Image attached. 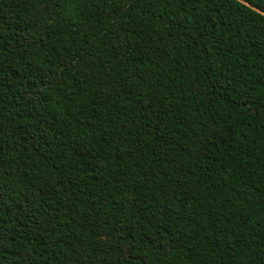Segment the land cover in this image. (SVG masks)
Returning a JSON list of instances; mask_svg holds the SVG:
<instances>
[{
  "label": "trees",
  "instance_id": "obj_1",
  "mask_svg": "<svg viewBox=\"0 0 264 264\" xmlns=\"http://www.w3.org/2000/svg\"><path fill=\"white\" fill-rule=\"evenodd\" d=\"M0 264H264V0H0Z\"/></svg>",
  "mask_w": 264,
  "mask_h": 264
}]
</instances>
